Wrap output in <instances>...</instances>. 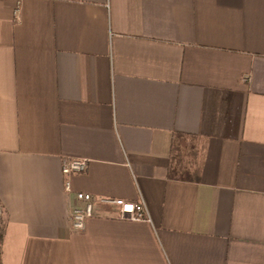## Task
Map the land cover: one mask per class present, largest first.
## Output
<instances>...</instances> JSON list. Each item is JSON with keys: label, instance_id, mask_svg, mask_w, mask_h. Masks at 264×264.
I'll list each match as a JSON object with an SVG mask.
<instances>
[{"label": "crops", "instance_id": "obj_1", "mask_svg": "<svg viewBox=\"0 0 264 264\" xmlns=\"http://www.w3.org/2000/svg\"><path fill=\"white\" fill-rule=\"evenodd\" d=\"M0 208V264H264V0H0Z\"/></svg>", "mask_w": 264, "mask_h": 264}, {"label": "built area", "instance_id": "obj_2", "mask_svg": "<svg viewBox=\"0 0 264 264\" xmlns=\"http://www.w3.org/2000/svg\"><path fill=\"white\" fill-rule=\"evenodd\" d=\"M86 160L82 158H65L61 164V172L66 177L64 189L70 190V181L67 177L74 173L82 172L86 167ZM103 205H114L118 208V216L130 220H149V214L145 201L140 198L135 202H128L122 198L102 197L97 200ZM94 213V198L88 192H77L73 203L69 221L73 230L84 229L86 220Z\"/></svg>", "mask_w": 264, "mask_h": 264}, {"label": "trees", "instance_id": "obj_3", "mask_svg": "<svg viewBox=\"0 0 264 264\" xmlns=\"http://www.w3.org/2000/svg\"><path fill=\"white\" fill-rule=\"evenodd\" d=\"M2 233H3V229L0 225V254H1V241H2Z\"/></svg>", "mask_w": 264, "mask_h": 264}, {"label": "rangeland", "instance_id": "obj_4", "mask_svg": "<svg viewBox=\"0 0 264 264\" xmlns=\"http://www.w3.org/2000/svg\"><path fill=\"white\" fill-rule=\"evenodd\" d=\"M0 218H1V208H0ZM0 222H1V219H0ZM0 225H1V223H0Z\"/></svg>", "mask_w": 264, "mask_h": 264}]
</instances>
